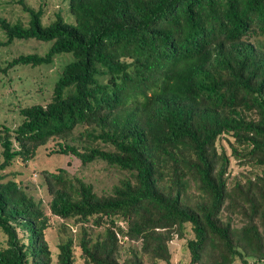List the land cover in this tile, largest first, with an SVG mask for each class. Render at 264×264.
<instances>
[{
	"label": "trees",
	"instance_id": "obj_1",
	"mask_svg": "<svg viewBox=\"0 0 264 264\" xmlns=\"http://www.w3.org/2000/svg\"><path fill=\"white\" fill-rule=\"evenodd\" d=\"M67 3L73 25L57 12L43 26L23 0L26 27L0 16V48L50 43L42 56L0 60V76L71 56L50 100L0 127V264H52L49 217L63 222L55 264H76L78 249L83 264H170L185 225L188 264H264V0ZM225 136L229 156L217 148ZM50 141V156L102 164L118 181L98 191L78 172L43 171L46 214L3 172ZM231 158L251 171L232 177ZM119 234L139 254L122 259Z\"/></svg>",
	"mask_w": 264,
	"mask_h": 264
},
{
	"label": "rangeland",
	"instance_id": "obj_2",
	"mask_svg": "<svg viewBox=\"0 0 264 264\" xmlns=\"http://www.w3.org/2000/svg\"><path fill=\"white\" fill-rule=\"evenodd\" d=\"M19 0H0V16L5 17L11 23L20 21L24 27L28 24V15L22 10ZM26 6L32 9L42 10V25L47 26L48 21L55 17V13L60 12L63 21L73 25L74 18L69 13L67 0H23ZM29 21V20H28ZM6 38L0 30V42H5ZM43 43V44H41ZM31 41H13L7 46L0 48V60L2 66L5 67L11 60L21 55L37 54L44 55L50 46V43ZM46 44V45H44ZM71 60L68 54L56 55L51 65H42L38 67L16 66L6 74L0 76V127L2 125L9 129H15L21 122L19 115L20 108L31 105H44L51 97L54 82L59 78L65 64ZM228 139L225 136L218 142L217 148L224 149L227 155H230V147ZM55 141H50L45 147L38 149L35 158L27 165L18 161L12 163L3 174L5 180H12L18 183L28 194H32L36 200L41 201V207L46 214L49 215L48 203L50 196L47 193L46 186L42 179V172H55L58 168H64L69 173L78 172L86 178L87 181L95 185L98 191H107L118 181L119 175L113 169H107L102 164H93L85 169L80 168V163L75 158L53 155L48 153L55 146ZM1 151V150H0ZM1 159V158H0ZM230 175L235 178H241L247 175L251 168L248 166H239L236 160L231 158ZM63 222L49 217V228L46 231V239L49 243L52 253V264L56 262L57 245L61 239L59 230ZM122 226L120 222L117 223ZM69 232L76 237L77 228L70 223L66 225ZM123 229V228H122ZM103 229H100L102 232ZM64 236V235H63ZM193 238V234L189 225L184 226L182 238H176L169 243L171 253L170 264H188L190 255L186 248V242ZM5 236L0 231V245H4ZM119 252L122 259L131 257L132 252L139 254L140 244L129 242L122 234H119ZM76 264H83L80 257L79 249L75 252ZM144 264H149L144 261ZM157 264H165L158 262ZM234 264H241L236 260ZM248 264H251L249 261Z\"/></svg>",
	"mask_w": 264,
	"mask_h": 264
}]
</instances>
